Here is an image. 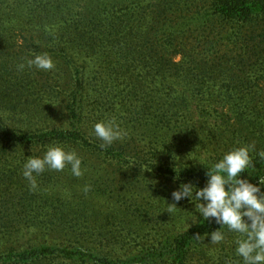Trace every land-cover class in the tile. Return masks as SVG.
<instances>
[{
  "label": "rangeland",
  "instance_id": "374dc122",
  "mask_svg": "<svg viewBox=\"0 0 264 264\" xmlns=\"http://www.w3.org/2000/svg\"><path fill=\"white\" fill-rule=\"evenodd\" d=\"M205 7V0H0V89L20 93L12 100L17 111L2 114L5 122L30 131L65 126L48 96L49 84L62 77L64 57L59 66L51 57L55 68L46 72L27 66L19 71L18 65L34 57L14 56L20 45L27 50L36 28H62L70 38L74 31L78 45L94 44L92 53L77 47L71 60L77 68L72 75L82 80L83 128L93 133L96 123L113 121L127 135L105 147L130 161L105 156L97 138L99 151L60 143L82 158L83 175L75 177L70 167L45 170L31 190L22 171L35 153L0 157L5 190L0 194V264H108L157 245L173 246L175 263L154 264H243L235 252L238 234L225 226L224 240L211 244L207 235L219 226L207 230L201 220L190 228L195 207L187 200L168 206L181 184L204 187L203 179L188 178L193 169L204 171L238 147L254 145L252 158L264 151V58L254 60L249 76L239 79L242 92L259 95L253 96L255 102L239 100L233 87L220 82L191 81L172 70L155 73L151 66L149 57L157 56L160 46L166 48L164 57L182 61L183 53L174 52L173 45L182 49L193 43L201 24L197 14ZM3 47L8 51L1 52ZM156 157L173 158L178 169L144 165ZM42 247L63 252L22 260L24 252ZM181 253L179 262L174 256Z\"/></svg>",
  "mask_w": 264,
  "mask_h": 264
},
{
  "label": "trees",
  "instance_id": "16d2710c",
  "mask_svg": "<svg viewBox=\"0 0 264 264\" xmlns=\"http://www.w3.org/2000/svg\"><path fill=\"white\" fill-rule=\"evenodd\" d=\"M205 5L204 10L197 14L200 16L201 24L195 30L197 35L193 43H190L188 48L182 47V49H180V44L173 45L174 52L183 53L181 55L183 56L182 61L174 63L173 59L164 57L163 53L166 48L160 46L159 51L155 52L157 56L149 57V60L153 61L151 66L153 65L155 73H159L160 70H172L173 75L185 79L190 78L191 81L200 78L205 82L212 81L215 84L220 82L227 89L233 87L232 93L236 94L234 96H237L239 100L255 102L253 96L259 95L242 92L244 90L240 88L239 79L249 76L254 60L258 57L264 58V0H205ZM73 32L70 31V35L73 36L70 38L69 35H65L62 28L48 30L36 28L31 33L32 37L29 43L27 42V50L22 52L24 46L20 45L18 54L14 56L34 57L47 53L50 57L58 58L55 59L56 65L59 64V59L64 57L65 65L59 68L62 70V77H58L57 81L49 84L48 96L50 106L65 126L55 123L49 126V129L42 128L38 131H30L23 129L24 127H18L16 124L6 123L2 114L17 111L18 106L12 104V100H16V96H20V93L2 88L0 89V157L5 158L13 155L12 152L18 154L23 150L31 151L35 153L34 156H37L38 151L43 152L51 144L59 145L66 142L73 146V149L81 148L89 152L100 150L95 135L87 133L83 128L85 99L82 91V80L77 81L72 75L77 68L71 61L77 47L84 49L87 53H92L94 52V44L84 42L83 46L78 45L76 35ZM6 48L3 47L1 52L8 51ZM143 49L148 54L152 52L149 46H145ZM20 109L23 112L26 111L21 107ZM103 150L105 156L112 159L121 158L122 161L125 160L123 163L130 162L115 149L104 147ZM143 162L147 167L150 166L157 171L169 172L174 168L178 169L179 166L178 162L171 157L165 159L156 157ZM252 164L253 167L247 170L248 174H242V178H247L251 183L258 184L257 177H264V159H260L259 156L253 157ZM206 171L207 169L204 171L193 169L188 178L205 181L204 174ZM1 182H3L2 179L0 184ZM4 192L5 190L0 186V194H4ZM30 223L35 225L33 222ZM215 226L218 227L219 225L206 221L202 228L211 230ZM30 227L36 228V226ZM9 232L12 235L15 229ZM173 248V246L157 245L147 248L133 259L108 264H154L163 259L175 263L172 259ZM30 252H24L22 260L60 254L63 251L42 247ZM174 257L181 262L184 254L181 253Z\"/></svg>",
  "mask_w": 264,
  "mask_h": 264
},
{
  "label": "clouds",
  "instance_id": "9594fccd",
  "mask_svg": "<svg viewBox=\"0 0 264 264\" xmlns=\"http://www.w3.org/2000/svg\"><path fill=\"white\" fill-rule=\"evenodd\" d=\"M40 71H52L55 64L47 54L35 55L25 64L17 66L19 71L25 67ZM93 134L103 143L101 147L110 146L123 139L127 133L113 121H101L93 126ZM254 145L242 146L226 153L222 159L210 167H205V185L200 188L192 182L184 183L171 193L174 201L169 208H177L182 200L193 204L194 217L189 227L199 224L201 220L214 222L219 228L207 235L209 243L220 244L224 240L222 229L238 234L235 240L236 255L243 264H264V177H257L258 184H253L242 174L253 167L250 153ZM264 159V151L257 153ZM75 177L83 175L82 158L75 150L66 151L62 146H47L42 157L26 158L22 175L28 181L30 189L38 188L37 177L45 170L63 171L69 168ZM89 188L85 186L84 191ZM200 225V224H199ZM194 239L199 240L197 233Z\"/></svg>",
  "mask_w": 264,
  "mask_h": 264
}]
</instances>
